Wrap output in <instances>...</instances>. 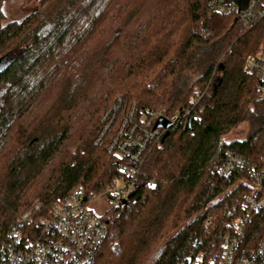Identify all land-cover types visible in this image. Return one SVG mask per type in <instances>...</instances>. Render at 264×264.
Returning <instances> with one entry per match:
<instances>
[{
  "label": "trees",
  "instance_id": "trees-1",
  "mask_svg": "<svg viewBox=\"0 0 264 264\" xmlns=\"http://www.w3.org/2000/svg\"><path fill=\"white\" fill-rule=\"evenodd\" d=\"M5 1L0 248L32 204L47 209L79 185L100 193L122 174L126 160L94 142L122 97L123 110L135 102L190 114L148 152L126 204L106 215L108 236L89 264H195L200 256L216 264L250 191L246 170L219 174L225 150L264 157L260 78L245 69L264 45V19L247 27L208 0H39L23 20L5 22ZM241 125L243 137L228 139ZM263 235L264 211L249 227L253 244Z\"/></svg>",
  "mask_w": 264,
  "mask_h": 264
},
{
  "label": "built area",
  "instance_id": "built-area-1",
  "mask_svg": "<svg viewBox=\"0 0 264 264\" xmlns=\"http://www.w3.org/2000/svg\"><path fill=\"white\" fill-rule=\"evenodd\" d=\"M208 6L214 12L235 17L247 27L264 19V0H249L245 10L224 0H208ZM245 69L259 74L256 89L264 98V45L247 58ZM192 101L196 104L199 99L195 97ZM123 107L124 99L119 97L105 115L104 126L94 140L96 145L107 141V152L126 160L121 167L122 174L100 193L87 195L83 185H79L70 196L47 209L41 202L34 203L11 225L8 241L0 248V264H89L93 260L108 236L109 228L106 218L86 210L85 204L105 194L115 206H122L137 183L148 152L167 132L166 128L155 127L157 121L165 118L174 125L190 114L188 110L167 114L164 109H140L135 102L124 110ZM242 169L248 172L249 178L241 181L250 185V191L243 199V213L222 243L216 264H264V235L256 244L249 236L254 216L264 211V157L254 162L225 150L219 174L229 177ZM195 264H202L201 256Z\"/></svg>",
  "mask_w": 264,
  "mask_h": 264
},
{
  "label": "rangeland",
  "instance_id": "rangeland-1",
  "mask_svg": "<svg viewBox=\"0 0 264 264\" xmlns=\"http://www.w3.org/2000/svg\"><path fill=\"white\" fill-rule=\"evenodd\" d=\"M39 4V0H6L3 4V11L6 17L5 22L23 20L39 7ZM246 130L247 127L241 125L228 135V139L242 138ZM120 185L123 186V183H120ZM114 206L111 199L107 195L102 194L89 200L84 208L98 217L106 218V215ZM159 250L160 248L154 253L152 259L158 255Z\"/></svg>",
  "mask_w": 264,
  "mask_h": 264
},
{
  "label": "water",
  "instance_id": "water-1",
  "mask_svg": "<svg viewBox=\"0 0 264 264\" xmlns=\"http://www.w3.org/2000/svg\"><path fill=\"white\" fill-rule=\"evenodd\" d=\"M224 1L227 4H229V3L236 4L240 8V10H245L248 7V3H249V0H224ZM155 127L156 128H158V127L166 128L167 132H166L165 136H167L169 133V129L172 127V124L168 120H166L165 118H160L157 121ZM126 202H127V200L123 201V205H125Z\"/></svg>",
  "mask_w": 264,
  "mask_h": 264
}]
</instances>
